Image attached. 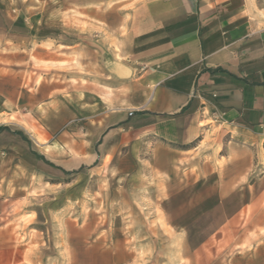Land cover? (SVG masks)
Wrapping results in <instances>:
<instances>
[{
    "label": "crops",
    "instance_id": "1",
    "mask_svg": "<svg viewBox=\"0 0 264 264\" xmlns=\"http://www.w3.org/2000/svg\"><path fill=\"white\" fill-rule=\"evenodd\" d=\"M103 21L85 40L39 44L52 69L39 78L0 73V106L22 97L36 115L33 139L0 130V158L39 154L73 172L215 124L233 146L195 203L178 206L214 224L190 231L188 264H264V0H143ZM188 210L171 223L190 222Z\"/></svg>",
    "mask_w": 264,
    "mask_h": 264
},
{
    "label": "rangeland",
    "instance_id": "2",
    "mask_svg": "<svg viewBox=\"0 0 264 264\" xmlns=\"http://www.w3.org/2000/svg\"><path fill=\"white\" fill-rule=\"evenodd\" d=\"M141 1L0 0V73L39 78L52 70L40 67L39 44L85 40L112 10L129 12ZM32 106L22 97L10 109L1 105L0 130L33 139ZM230 141L231 132L211 124L189 143H145L137 159L87 161L73 172L36 156L1 155L0 264H188L190 231L214 224L209 213L199 220L200 209L178 206L195 203L201 180L214 181ZM184 210L191 223H171Z\"/></svg>",
    "mask_w": 264,
    "mask_h": 264
},
{
    "label": "trees",
    "instance_id": "3",
    "mask_svg": "<svg viewBox=\"0 0 264 264\" xmlns=\"http://www.w3.org/2000/svg\"><path fill=\"white\" fill-rule=\"evenodd\" d=\"M17 134L21 135V136L23 137V139L27 140L26 137L23 135V133H21V132H17ZM37 156H38L40 159L44 160L47 164H50V165H52V166H55L51 161L47 160L44 156L39 155V154H37Z\"/></svg>",
    "mask_w": 264,
    "mask_h": 264
}]
</instances>
